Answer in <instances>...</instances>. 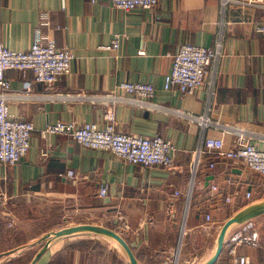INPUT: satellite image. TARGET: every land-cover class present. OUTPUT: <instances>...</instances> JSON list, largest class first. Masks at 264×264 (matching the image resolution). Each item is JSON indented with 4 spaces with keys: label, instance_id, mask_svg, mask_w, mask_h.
Masks as SVG:
<instances>
[{
    "label": "crops",
    "instance_id": "crops-1",
    "mask_svg": "<svg viewBox=\"0 0 264 264\" xmlns=\"http://www.w3.org/2000/svg\"><path fill=\"white\" fill-rule=\"evenodd\" d=\"M222 21L230 24L223 26L216 96L207 101L203 87L191 95L168 89L165 76L179 46L213 47ZM253 21L264 23L263 8L232 4L222 17L220 0H159L152 9L129 11L108 0H0L3 45L29 49L39 26L57 47H69L74 54L70 72L53 89L38 82L25 89L23 82L32 81L31 72L21 77L15 69L6 71L12 89L26 95L10 101L11 112L35 128L27 154L17 163H0V264H29L45 233L79 223L119 233L140 264L206 261L221 225L244 207L264 200V175L243 163L204 154L195 175L191 172L194 150L206 135L222 137L230 147L237 131L243 130L264 148V31H257ZM115 35L120 39L116 52L98 48ZM210 78L207 73L204 81ZM121 81L152 83L155 94L143 102L116 104L117 130L169 138L175 147L171 168L129 163L64 134L40 136L39 130L48 123L104 126L100 101L55 94L106 93ZM206 112L214 124L205 131L187 118ZM69 168L75 177L66 175ZM101 183L107 186L105 196L97 192ZM227 195L231 201H226ZM206 213L211 224L205 222ZM248 221L258 229V243L239 245L234 252L248 256L250 264H264V213ZM233 256L226 238L213 264H230ZM35 264L129 262L112 240L80 233L51 241Z\"/></svg>",
    "mask_w": 264,
    "mask_h": 264
},
{
    "label": "built area",
    "instance_id": "built-area-1",
    "mask_svg": "<svg viewBox=\"0 0 264 264\" xmlns=\"http://www.w3.org/2000/svg\"><path fill=\"white\" fill-rule=\"evenodd\" d=\"M92 3L98 0H90ZM112 6L129 11L135 8L152 9L159 0H108ZM252 5L264 9V1L260 0H220V13L224 17L229 5ZM255 29L264 31V23L253 21ZM230 21H222L221 29L217 35V41L213 47H204L192 43H182L172 55V65L165 76V86L168 89H176L183 95L194 94L203 87L207 95V101L216 96L215 77L218 74L220 58L222 56L223 26ZM118 35L109 44L99 45V49L116 52L119 48ZM74 54L69 47H57L53 39L44 34L38 26L35 29L33 41L27 50H13L0 42V163H17L28 152L30 138L34 125L31 121L16 118L10 110V101L24 98L26 95L14 91L10 80L6 77L9 69L17 70L21 77H26L31 72L32 81H24L25 89L31 88L32 82L42 83L44 88L53 89L56 81L71 70ZM207 73L211 78L205 82ZM155 94L152 83L141 81H121L111 91L106 93H90L86 91L56 93L55 96L88 100L91 103L100 101L104 106V126L95 122L48 123L39 130L42 138L51 134H64L82 146L92 149L106 150L114 157L123 161L139 164L143 167L159 166L169 169L174 164L173 153L175 147L172 141L162 135L147 136L131 131H119L116 128L115 106L122 102H143L151 99ZM209 109V108H208ZM187 118L195 120L205 131L214 122L206 113L201 115L188 114ZM191 163L192 175L202 160L204 154H215L231 159L235 163H243L249 170L257 171L264 175V148L258 147L252 140V135L243 130H238L232 146H226L222 137L204 136L201 143L194 150ZM214 166L213 162L209 163ZM66 175L75 177L76 172L69 168ZM231 177L226 179L230 184ZM212 189H217L212 184ZM98 195L105 196L107 186L101 183L98 187ZM239 191L235 190L237 195ZM250 191L245 196L250 197ZM231 201V195L225 197ZM121 217V216H120ZM205 222L212 223L210 214H205ZM259 240V232L251 221L246 222L239 229L232 231L227 237L230 252L234 254L230 264H250L246 255H236L235 248L239 245L255 247Z\"/></svg>",
    "mask_w": 264,
    "mask_h": 264
},
{
    "label": "water",
    "instance_id": "water-1",
    "mask_svg": "<svg viewBox=\"0 0 264 264\" xmlns=\"http://www.w3.org/2000/svg\"><path fill=\"white\" fill-rule=\"evenodd\" d=\"M263 213H264V200L250 204L244 207L243 209L239 210L238 212H236L233 216H231L220 227V231L216 239V243H215L214 252L206 261H204L201 264H213L216 261L222 249V246L225 242V239L227 238L232 227L242 224L248 220H251L255 218L256 216L261 215ZM80 233H90L94 235H100V236H103V237H106L112 240L122 250L129 264H140L139 261L136 259L133 251L131 250L127 242L125 241V239L119 233H117L116 231H114L113 229L109 227L99 225V224H92V223H79L75 225L66 224L65 227L59 230L50 231V232L45 233L41 237V239L38 240L39 242L44 241L42 247L35 254V256L30 261L29 264H35V262L38 260L40 255L47 249L51 241L57 238L67 237V236L80 234Z\"/></svg>",
    "mask_w": 264,
    "mask_h": 264
},
{
    "label": "bare ground",
    "instance_id": "bare-ground-1",
    "mask_svg": "<svg viewBox=\"0 0 264 264\" xmlns=\"http://www.w3.org/2000/svg\"><path fill=\"white\" fill-rule=\"evenodd\" d=\"M182 228V227H181Z\"/></svg>",
    "mask_w": 264,
    "mask_h": 264
}]
</instances>
